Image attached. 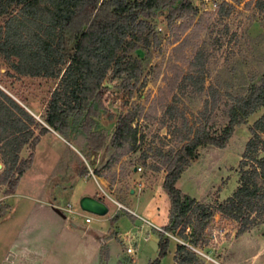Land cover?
<instances>
[{
  "label": "rangeland",
  "instance_id": "rangeland-1",
  "mask_svg": "<svg viewBox=\"0 0 264 264\" xmlns=\"http://www.w3.org/2000/svg\"><path fill=\"white\" fill-rule=\"evenodd\" d=\"M191 3L197 9L195 17L176 20L168 26L164 15H157L151 21L157 44L131 53L140 61L143 86L136 84L132 89L124 90L110 74L104 78L101 95L105 111L97 120V126L111 131L118 115L139 106L141 112L132 123L141 136L135 149L113 161H108L111 152L92 153L85 159L84 139L77 128L78 124L71 125L66 137L56 133L60 138L55 132L51 133L54 141H46L45 138L39 145V169L36 164H30L31 169L29 167L30 170L18 181V195L10 200L15 204L12 221L16 222L23 211L27 197H34L35 187L31 182L40 179L45 189L66 182L70 190L75 185L73 170H76L79 174L76 186L84 192H97V181L112 199L132 212L140 214L143 209L152 214L156 210L157 218L153 221L120 210L123 214L118 213V217L108 224L113 227L116 222L118 230L127 229L130 232L119 240V237H114L116 233L111 231L108 236L114 243L105 247V263H111L120 256L118 262L122 264H147L157 257L148 241L157 243L158 232L155 228H163L165 225L159 224L167 220L168 215V201L161 192L166 173L163 160L168 155L173 156L180 146L181 135L187 134L196 123L198 112L207 97V86L214 87L221 94V100L225 101L226 94L242 96L251 84L264 76V0H191ZM222 3L226 5L222 6ZM219 6L228 10V14L219 15ZM15 10L16 7H12L9 13ZM6 17H0V26ZM196 56L202 64L203 88L200 92L195 91V86L188 79L190 75H197L191 66ZM11 62L15 60L11 59ZM56 82L51 78L18 76L9 63L0 58V89L25 108L28 126L35 133L44 128L41 122L45 105ZM263 113L264 106L248 117L244 124L235 127L224 149L207 146L196 150L195 157L175 184L187 200L210 205L221 202L231 194L237 186L238 164L249 138L248 127ZM212 122L215 131L224 125L220 110L214 113ZM62 139L72 145L74 151L62 143ZM47 149L56 153L50 162L43 153ZM32 150L24 146L19 157L26 159ZM65 154L70 156L67 161ZM31 159L33 163L34 154ZM2 170L0 161V175ZM5 188V185H0V197H3ZM66 194L58 197L64 200ZM78 195L79 190L73 192L70 198L73 209L77 208ZM43 202L34 203L16 239L19 247L16 259L3 264H37L40 260L61 221L55 210L51 209V204L47 200ZM8 210V205L0 201V213L4 215ZM111 214L110 207L106 216ZM67 220L83 224L80 216ZM92 221L85 226L96 228V216L92 217ZM10 225L3 224L1 227L8 230ZM238 227V223L215 212L206 228L193 232V235L191 230L184 231L185 238L176 232L170 234L174 239L166 238V254L158 264H173V247L183 244L205 255L194 253L198 264H264V224H256L242 234L237 233ZM211 230L216 231L217 235L216 240L210 242L207 237ZM127 246L133 250L131 254L125 253Z\"/></svg>",
  "mask_w": 264,
  "mask_h": 264
},
{
  "label": "trees",
  "instance_id": "trees-1",
  "mask_svg": "<svg viewBox=\"0 0 264 264\" xmlns=\"http://www.w3.org/2000/svg\"><path fill=\"white\" fill-rule=\"evenodd\" d=\"M222 6L217 13L227 15L228 10ZM12 7L16 10L9 13ZM159 14L171 26L176 20L192 19L197 9L191 0H0V17L7 15L0 26V58L18 76L56 79L43 122L63 137L71 125L78 124L85 159L92 153L111 152L108 161H113L132 152L141 139L132 126L141 108L133 106L118 115L111 131L99 128L97 120L105 111L101 87L107 74L117 79L124 90L136 84L143 86L140 61L131 53L157 44L151 21ZM191 66L197 75L188 79L200 92L202 64L197 56ZM205 93L207 97L193 128L181 135L177 151L162 162L166 173L161 190L168 201L167 224L162 229L183 238L186 227L192 235L205 229L215 212L238 223V234L264 224V113L248 127L237 186L227 198L201 204L187 200L175 187L198 148L224 149L235 127L264 106V76L242 96L226 94L225 101L212 86H207ZM218 110L224 125L215 131L212 120ZM27 119V112L0 89V185L6 187L3 196L14 194L32 162V153L26 159L19 157L24 146L32 150L38 141ZM39 132L47 130L41 128ZM157 236V257L147 264H158L166 254L168 241L161 233ZM105 247L100 249L101 264H105ZM197 259L186 247H174V264H198Z\"/></svg>",
  "mask_w": 264,
  "mask_h": 264
},
{
  "label": "crops",
  "instance_id": "crops-1",
  "mask_svg": "<svg viewBox=\"0 0 264 264\" xmlns=\"http://www.w3.org/2000/svg\"><path fill=\"white\" fill-rule=\"evenodd\" d=\"M17 104L19 105V103ZM20 107L25 110L24 107L22 106ZM41 123L44 125V128L47 130L46 133H41L39 132L40 130H38V132L35 133L34 130L30 128L34 136L37 137L38 139L33 150L30 151V153L34 154V162H35L31 164L32 166L33 164H36L37 166L36 168L38 169H39V162L37 160L38 158L37 156L41 154V151H39L40 150L39 145L41 144V142H43L45 138H46V141L48 140L50 142L54 141L52 140L53 138L51 136V133H54V131L51 130L48 126H46L44 122H41ZM56 135L62 138L58 134ZM62 143H64L66 146L69 147V149H72L74 151V148L72 147V145L68 144L67 141H64L62 139ZM36 151H39V152H36ZM43 153H45V155L48 156L47 158L49 160L48 162H50L53 159V156H55L56 154L52 149H47V151L44 150ZM68 157L70 156L68 155L65 156L66 161ZM30 169H31V166H30ZM73 174H75L74 175L75 185H73L72 189L70 190L68 188L70 186L66 182L57 183L51 189H45L43 186V181L40 179H36L34 182H31L32 185L35 187L34 197H30V196L27 197L28 200L27 202H24L23 211L17 217L16 222L12 221L13 213H14L13 209L15 207V204L13 205L12 203H10V200L14 199L18 195L17 192H18L20 184H18L17 189L14 194L0 197V201H3L10 208V210H8V213H5L4 215L0 217V264H3L5 261L11 262L16 259V256L19 251V247L15 243L16 239L18 238V235L21 229L23 228L27 218L32 212L34 203L38 201L43 202V200H47L49 204L54 205V206H64L65 204H72L70 202V198L73 195V192L75 191L77 192L79 190V195L77 197V200L82 196H90L102 202L107 208V213L104 216H100V217L96 216V228H92L91 226H85V225H90L93 221H91L89 224H84V223L81 225L74 224L71 220L68 221L67 220L68 217L66 218L64 214L55 212L56 214L59 215L61 221L58 225V229L55 231L54 235L50 239V242L46 250L42 254L37 264H101L100 263V249L102 245H105L106 247H108L110 244L114 243V240L111 238L109 239V236H108L111 233V231H114V233H116L114 237L116 238L119 237L118 238L119 240H121V237L122 238L124 237L123 235H126L127 233L130 232L127 229H122L121 231L118 230L116 222L114 223L113 227L112 226L110 227L108 224L111 220H114V217L115 218L118 217V213L120 215L123 214L121 213L120 210H124L128 214L133 215L134 217H137V218L145 217L149 221H153L154 219L157 218L155 214L156 210H154V212L151 214V213L145 212L142 209L140 214H137L135 212H132L130 209L125 208L123 205L121 206L124 209H117L116 204L118 203L116 202V200L112 199L109 193L106 192L97 181L95 182L96 187L98 189L97 192L95 193L84 192L83 190L79 189L76 186V182H78L79 180L78 178L79 174L76 173V170H73ZM63 193H67L65 195L66 199L64 200L58 197V195H61ZM162 195L165 197L163 192H162ZM42 197L43 199H41ZM110 207L112 208V214L111 216H106L109 212ZM130 220L134 221L133 218H130ZM166 223H167V220H165L162 224H159V226L166 225ZM3 224H11V225L8 230H5L4 228L1 227V225ZM141 235H142V232H141ZM102 238L105 241L102 242ZM153 243L154 242H152L151 240L148 241V245L153 244ZM154 244L156 245V250H157V243H154ZM156 250L154 251L156 252ZM173 252H174V247L171 252V256H173ZM119 257H117L115 261H112L111 263H107V264H117Z\"/></svg>",
  "mask_w": 264,
  "mask_h": 264
},
{
  "label": "built area",
  "instance_id": "built-area-1",
  "mask_svg": "<svg viewBox=\"0 0 264 264\" xmlns=\"http://www.w3.org/2000/svg\"><path fill=\"white\" fill-rule=\"evenodd\" d=\"M140 169L138 168L137 171H139ZM116 204V203H115ZM51 209L57 210L59 213H62L65 215V217H68L69 219L72 218L73 216H80L83 219V223L84 224H89L92 221V217L93 215L91 214H87L85 212H82L78 206L76 209H73L71 204H65L64 206H50ZM117 209H124L122 206H120L119 204H116ZM81 214V215H79ZM157 230L158 233H161L164 238H170V239H174L169 233L165 232L162 228H155ZM185 232L189 231V228L186 227L184 229ZM216 235L217 232L214 230H211L210 233L208 234V240L211 241H215L216 240ZM183 246H185L187 249H189L191 252L197 254V255H201L204 256L205 255L203 253H201L200 251H198L197 249L193 248L192 246L188 245V244H183ZM132 249L130 247H126L125 248V253L127 254H131L132 253Z\"/></svg>",
  "mask_w": 264,
  "mask_h": 264
},
{
  "label": "water",
  "instance_id": "water-1",
  "mask_svg": "<svg viewBox=\"0 0 264 264\" xmlns=\"http://www.w3.org/2000/svg\"><path fill=\"white\" fill-rule=\"evenodd\" d=\"M77 206L82 212L91 214L93 216L100 217V216H104L107 213L106 206L102 202L90 196L80 197L77 201ZM55 212L59 213L57 210H55ZM150 246L153 250H156V245L154 243L150 244Z\"/></svg>",
  "mask_w": 264,
  "mask_h": 264
}]
</instances>
